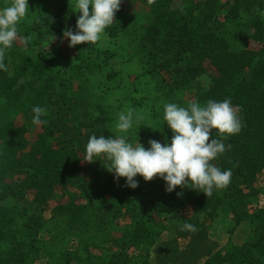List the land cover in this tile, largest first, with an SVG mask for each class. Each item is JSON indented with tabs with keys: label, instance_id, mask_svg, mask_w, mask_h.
<instances>
[{
	"label": "trees",
	"instance_id": "trees-1",
	"mask_svg": "<svg viewBox=\"0 0 264 264\" xmlns=\"http://www.w3.org/2000/svg\"><path fill=\"white\" fill-rule=\"evenodd\" d=\"M122 2L100 42L70 48L63 33L81 13L28 0L0 70V264H264V0H185L177 12L173 0ZM207 74L212 86L191 102L230 98L241 121L212 161L232 170L228 186L169 193L158 176L138 175L133 189L102 156L83 161L89 137L120 135L128 109L143 117L129 142L170 144L164 105L187 107L180 89ZM37 105L46 122L30 139L19 117ZM221 209L247 227L223 246L209 232ZM185 222L196 231H182Z\"/></svg>",
	"mask_w": 264,
	"mask_h": 264
},
{
	"label": "clouds",
	"instance_id": "clouds-1",
	"mask_svg": "<svg viewBox=\"0 0 264 264\" xmlns=\"http://www.w3.org/2000/svg\"><path fill=\"white\" fill-rule=\"evenodd\" d=\"M120 4L121 0H75L76 12L81 14L75 31L68 29L63 33L68 46L74 48L100 42L106 36L107 27L114 22ZM28 11V0H12L0 9V70L8 71L4 53L18 40V24L26 18ZM19 39L27 43V38ZM46 111L44 107L34 106L32 123L36 126L44 124L46 121L42 117ZM141 119L143 117L134 115L133 109L121 111L116 122V129L121 134L107 138L103 134L91 135L83 161L93 162L94 157L102 156L109 162L107 169L114 173V179L118 182L120 178H126V185L133 189L138 187V175L145 181L158 176L165 181L169 193L178 186L191 185V189L200 190L209 197L214 189L228 186L232 170H221L212 161L226 151L223 140L241 129L240 118L230 98L210 99L206 104L191 102L187 107L166 103L163 119L173 133L170 144L152 139L149 140L150 147L145 148L139 141L135 146L129 142L128 130ZM181 230L195 232L196 226L185 222Z\"/></svg>",
	"mask_w": 264,
	"mask_h": 264
},
{
	"label": "rangeland",
	"instance_id": "rangeland-1",
	"mask_svg": "<svg viewBox=\"0 0 264 264\" xmlns=\"http://www.w3.org/2000/svg\"><path fill=\"white\" fill-rule=\"evenodd\" d=\"M68 3H70L74 10L77 11L75 7V0H64ZM127 4H124L121 0L120 9L125 7ZM185 6V0H173V10L176 12L184 8ZM129 11L135 12L137 17V21L142 24H148L150 21L147 16V9L146 7L142 5H134L128 8ZM170 66H173V64H169ZM195 85L192 87L189 85H185L183 88L180 89V99L182 101L188 102L193 101L194 97L196 96L197 92L201 88L209 89L212 86V77L207 74L200 76L198 79L195 80ZM20 121L28 128L29 127V138L31 139L34 137L35 131L39 128V126H36L32 123V115L30 113H27L25 115H21L19 117ZM54 141H56L54 139ZM121 227L113 229L112 234L118 235L120 232ZM246 225L241 224L240 226H236L232 215L228 212L226 209H221L218 212V217L216 220H214L210 226L209 232L210 236L219 242L220 246L225 245L229 240H241L243 237H245L246 232ZM119 230V231H117ZM168 235L165 236V238Z\"/></svg>",
	"mask_w": 264,
	"mask_h": 264
}]
</instances>
